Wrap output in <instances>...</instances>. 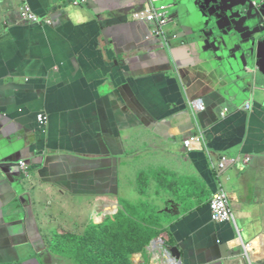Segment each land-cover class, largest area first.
I'll use <instances>...</instances> for the list:
<instances>
[{
    "label": "crops",
    "instance_id": "0c3cea01",
    "mask_svg": "<svg viewBox=\"0 0 264 264\" xmlns=\"http://www.w3.org/2000/svg\"><path fill=\"white\" fill-rule=\"evenodd\" d=\"M72 1L28 0L41 23L25 24L21 0H0V264H72L52 241L82 236L150 180L174 198L167 205L184 206L165 232L183 264H264V33L254 0L155 2L173 5L164 47L132 18L149 0ZM198 98L206 110H195ZM191 135L200 146L185 145ZM222 155L239 160L219 178ZM220 181L231 221L211 218Z\"/></svg>",
    "mask_w": 264,
    "mask_h": 264
},
{
    "label": "trees",
    "instance_id": "16d2710c",
    "mask_svg": "<svg viewBox=\"0 0 264 264\" xmlns=\"http://www.w3.org/2000/svg\"><path fill=\"white\" fill-rule=\"evenodd\" d=\"M160 173V178L163 176ZM164 175H166L164 173ZM163 181L161 185H165ZM158 188H162L160 185ZM133 214L128 211H118L112 220H105L100 224H93L87 228L82 236L65 235L54 240V247L61 248L62 255L67 256L77 264H94L114 262V264H129L132 255L140 251L150 243L156 236L155 231L149 226V222H136ZM146 220V218H145ZM88 236V237H87ZM92 237L93 241L88 243V238ZM83 247L84 257L78 261L75 254L79 247ZM168 247L174 245L170 238L166 240Z\"/></svg>",
    "mask_w": 264,
    "mask_h": 264
},
{
    "label": "built area",
    "instance_id": "2783aa9c",
    "mask_svg": "<svg viewBox=\"0 0 264 264\" xmlns=\"http://www.w3.org/2000/svg\"><path fill=\"white\" fill-rule=\"evenodd\" d=\"M94 0H73L72 3L74 6H83L88 5ZM150 6L141 11H137L132 14L134 21H142L152 25V37L159 40L160 47L169 45V36L168 28L174 22L173 17L171 16V7L169 5L155 6V2L160 0H149ZM20 21L25 24H40L41 19L32 11L28 0H21V9H20ZM45 23H50V20H42ZM196 111L200 112L206 110V104L203 98H198L192 101ZM251 103L248 101L245 104V108L251 109ZM226 111L223 112L225 115L229 111V107L225 108ZM38 120V129L40 133H46L47 127L49 124V117L46 113L40 112L37 115ZM187 147H195L201 144V137L199 135H191L184 140ZM239 158L234 156L222 155L219 159L218 164H214V168L217 171V176L220 178L224 171L230 166L235 164ZM251 160V156L247 155L242 160L243 163H248ZM20 168L24 176H28L30 172L29 164L25 160L19 161ZM229 194L226 190L224 183L220 181L219 186L216 189V192L210 200V210L211 218L214 222H224L231 221L234 218V210L231 207L229 202ZM246 248V246H245Z\"/></svg>",
    "mask_w": 264,
    "mask_h": 264
},
{
    "label": "rangeland",
    "instance_id": "374dc122",
    "mask_svg": "<svg viewBox=\"0 0 264 264\" xmlns=\"http://www.w3.org/2000/svg\"><path fill=\"white\" fill-rule=\"evenodd\" d=\"M145 189L146 192L144 195L141 194L138 185L135 188L130 189L127 192L125 202H123L124 203L123 208H119L118 210H115L114 213L110 214V217H98V218L93 217L90 219V222L86 226L88 228L91 227L93 224L103 223L107 219L112 220L114 215L120 210L128 211L130 214L136 216L133 218L138 223H140L141 221L149 222V226L156 233V236L154 237L155 239L153 238V240H151L149 244L145 245L143 249H141L140 251H136L132 255L129 264H159L160 263L161 260L160 259L158 260L156 258V255L160 254L162 256L164 250H169L166 244V240H167L166 239L167 234L165 233L167 230L166 222H168L170 219L175 218L176 215L180 214L182 209L184 208V206L182 208L181 206L179 207L176 206L175 204L174 206L167 205L168 202H170V199H173L174 202V198H168V196L170 197L172 196L165 193L163 189L158 188L157 190L156 184L153 182V180H150L149 185L145 186ZM113 210L114 209H112V211ZM157 240L161 242V245H157V247H154L153 243ZM92 241L93 238L89 237L88 243H91ZM52 242H54V240ZM75 256L78 261H80L84 257L82 244L79 247V250L76 252ZM70 262L72 264H77L73 260H70ZM106 263L107 262H101V263L97 262L96 264H106ZM79 264H83V263H79ZM89 264H94V263L90 262ZM110 264H114V262L111 261Z\"/></svg>",
    "mask_w": 264,
    "mask_h": 264
},
{
    "label": "water",
    "instance_id": "95a60500",
    "mask_svg": "<svg viewBox=\"0 0 264 264\" xmlns=\"http://www.w3.org/2000/svg\"><path fill=\"white\" fill-rule=\"evenodd\" d=\"M172 7H173V5H172ZM252 7H253V9L251 11L252 17L254 18V20H255V18H259V20H260L259 22H261L258 24V28H259L258 33L263 34L264 33V2L262 0H254L252 2ZM221 16L225 21H229V22L232 21L230 14H229V9L225 8L223 10V13ZM255 35L259 36V34H255ZM252 66L253 67H248L247 71L251 72L253 74H256L260 70L257 56L253 59V65ZM219 110H221V109H219ZM169 252L172 255V257H174L178 262L182 263L181 262V251L179 250V248L177 246L169 247Z\"/></svg>",
    "mask_w": 264,
    "mask_h": 264
},
{
    "label": "bare ground",
    "instance_id": "6f19581e",
    "mask_svg": "<svg viewBox=\"0 0 264 264\" xmlns=\"http://www.w3.org/2000/svg\"><path fill=\"white\" fill-rule=\"evenodd\" d=\"M157 245H161V242L158 240L153 243L154 247H157ZM170 255L171 254L169 250H164L162 256L159 254V255H156V258L162 261V262L160 261L159 264H183V263L178 262L176 259L172 258L171 257L172 255L171 256Z\"/></svg>",
    "mask_w": 264,
    "mask_h": 264
},
{
    "label": "clouds",
    "instance_id": "9594fccd",
    "mask_svg": "<svg viewBox=\"0 0 264 264\" xmlns=\"http://www.w3.org/2000/svg\"><path fill=\"white\" fill-rule=\"evenodd\" d=\"M160 241H161V239H160ZM169 248V247H168Z\"/></svg>",
    "mask_w": 264,
    "mask_h": 264
},
{
    "label": "flooded vegetation",
    "instance_id": "af4514ba",
    "mask_svg": "<svg viewBox=\"0 0 264 264\" xmlns=\"http://www.w3.org/2000/svg\"><path fill=\"white\" fill-rule=\"evenodd\" d=\"M264 2V0H262Z\"/></svg>",
    "mask_w": 264,
    "mask_h": 264
}]
</instances>
